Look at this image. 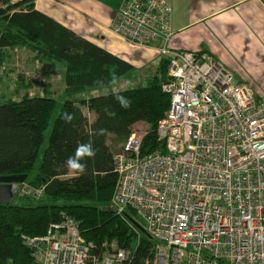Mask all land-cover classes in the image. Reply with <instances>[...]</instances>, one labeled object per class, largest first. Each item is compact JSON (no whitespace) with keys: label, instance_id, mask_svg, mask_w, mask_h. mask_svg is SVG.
Segmentation results:
<instances>
[{"label":"built area","instance_id":"1","mask_svg":"<svg viewBox=\"0 0 264 264\" xmlns=\"http://www.w3.org/2000/svg\"><path fill=\"white\" fill-rule=\"evenodd\" d=\"M170 25L165 0H122L110 24L135 47L164 43L156 49L168 59L161 89L169 96L156 126L162 147L140 155L146 132L133 130L114 153L110 209L144 222L151 254L143 264H264V101L210 54L167 49ZM21 239L35 264L132 259L128 248L96 254L67 216L44 235Z\"/></svg>","mask_w":264,"mask_h":264},{"label":"trees","instance_id":"2","mask_svg":"<svg viewBox=\"0 0 264 264\" xmlns=\"http://www.w3.org/2000/svg\"><path fill=\"white\" fill-rule=\"evenodd\" d=\"M33 1L0 0V64L6 50L31 46L36 61L62 67L63 98L59 102L47 90L30 94L31 81L24 89L22 74L15 81L20 98L0 96V176L24 174L20 187L42 189L38 197L23 196L29 200L26 205H0V264H35L21 235L42 236L50 223L64 216L77 222L80 236L94 245L96 254L114 242L116 248L132 250L130 264H143L151 254L150 239L126 216L110 209L118 177L113 155L122 149L114 152L111 145H123L133 125L142 122L148 132L140 155L162 147L156 126L169 105V96L161 89L168 59H162L142 84L80 98V94L115 85L133 66L35 9ZM117 97L129 100L130 106L122 107ZM84 107L94 115L92 121L83 113ZM56 111L39 157L44 131ZM101 129L105 130L102 135ZM88 143L95 157L80 161L86 165L83 173L72 170L70 174L66 161L78 145ZM126 215L135 217L131 210Z\"/></svg>","mask_w":264,"mask_h":264},{"label":"crops","instance_id":"3","mask_svg":"<svg viewBox=\"0 0 264 264\" xmlns=\"http://www.w3.org/2000/svg\"><path fill=\"white\" fill-rule=\"evenodd\" d=\"M122 0H34V8L73 30L77 35L122 57L135 69L128 53L137 49L117 37L110 24ZM171 6V36L165 44L169 50L205 52L234 74L238 82L248 84L257 99L264 101V2L262 0H165ZM138 49L146 63L165 58L156 48ZM139 63V62H138ZM132 69V71H133ZM127 74L115 85L132 88L150 74ZM139 74L142 72H138ZM141 75V74H140ZM103 89V88H102ZM102 89L92 90L95 93ZM103 89V90H104ZM101 93V92H100ZM100 93L92 94L98 95ZM106 93V91L102 92ZM90 113L85 107L82 108ZM89 121H92L94 115Z\"/></svg>","mask_w":264,"mask_h":264},{"label":"rangeland","instance_id":"4","mask_svg":"<svg viewBox=\"0 0 264 264\" xmlns=\"http://www.w3.org/2000/svg\"><path fill=\"white\" fill-rule=\"evenodd\" d=\"M19 44V43H18ZM129 44V43H128ZM130 45V44H129ZM138 49L141 48H135L133 50H130L128 55L131 58V62H135L134 66L135 69H133L132 73L137 74L140 78L144 79L141 76L147 75L146 73L150 74L152 68L156 65V62L152 63H146L145 56L140 55ZM7 53H4L2 56L1 64H0V96L1 99L5 98H15L18 99L20 96H16L15 92V81H16V75L22 74L23 81V88L25 89L30 85L29 93L30 94H40L42 91L47 90L48 94L52 96L53 98L57 99L59 102H61L63 98V79H62V67L58 64H49L48 66L46 64H43L44 62L36 61L34 59V48L23 46V45H15L13 48H10L6 50ZM145 58V59H144ZM139 62V63H138ZM142 72V73H138ZM128 74H131L130 72ZM31 81V82H30ZM143 81V80H142ZM140 82V84L144 82ZM30 82V83H29ZM118 85V84H117ZM116 85L117 89H123L125 86L120 87ZM22 89V90H24ZM104 89V88H103ZM99 90L95 93H83L80 94L78 97H87L92 94L96 93H102L104 91L112 90L104 89ZM58 112L56 111L50 121L49 127L44 131V142L40 148V154L41 156L42 150L46 146V140L48 137V134L50 132V129L52 127L53 119L57 116ZM85 115L89 119L92 118V115L85 111ZM133 130H142L146 133L148 132V127L145 123L139 122L133 125L131 128V131ZM122 146V143H118L115 145H111V148L113 151H117ZM38 157V158H39ZM73 171L70 170V174H72ZM21 184H17L15 188V194L9 201L11 204H18V205H26L28 204L29 200L25 199L27 194H23L18 192L20 189ZM24 196V197H23ZM35 199V198H34ZM33 202H36V200H33ZM137 224L144 229L145 225L144 222L138 218V217H131ZM142 232V231H141ZM105 250L104 251H112L116 248V245L114 242L110 243V245L105 244Z\"/></svg>","mask_w":264,"mask_h":264},{"label":"clouds","instance_id":"5","mask_svg":"<svg viewBox=\"0 0 264 264\" xmlns=\"http://www.w3.org/2000/svg\"><path fill=\"white\" fill-rule=\"evenodd\" d=\"M119 100L120 104L124 108H128L130 106V101L123 98V97H117ZM72 119L71 116L67 117V120L70 121ZM103 129L100 130L99 134H104ZM96 155L95 150L92 147L91 143L88 144H80L78 145L75 154L73 157H69L68 160L66 161V166L74 170L78 173H83L86 169V165L81 163L80 161L83 160L84 158H94Z\"/></svg>","mask_w":264,"mask_h":264},{"label":"water","instance_id":"6","mask_svg":"<svg viewBox=\"0 0 264 264\" xmlns=\"http://www.w3.org/2000/svg\"><path fill=\"white\" fill-rule=\"evenodd\" d=\"M26 175H2L0 176V205L8 204L14 194V186L25 181ZM126 217L138 228L142 229L129 215ZM143 230V229H142ZM144 231V230H143Z\"/></svg>","mask_w":264,"mask_h":264},{"label":"flooded vegetation","instance_id":"7","mask_svg":"<svg viewBox=\"0 0 264 264\" xmlns=\"http://www.w3.org/2000/svg\"><path fill=\"white\" fill-rule=\"evenodd\" d=\"M15 188V187H14Z\"/></svg>","mask_w":264,"mask_h":264}]
</instances>
